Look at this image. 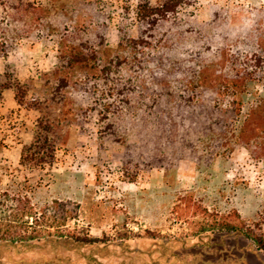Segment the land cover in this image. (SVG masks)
Returning a JSON list of instances; mask_svg holds the SVG:
<instances>
[{
  "label": "rangeland",
  "instance_id": "obj_1",
  "mask_svg": "<svg viewBox=\"0 0 264 264\" xmlns=\"http://www.w3.org/2000/svg\"><path fill=\"white\" fill-rule=\"evenodd\" d=\"M30 1L23 17L0 4V84L52 93L65 54L98 58L50 103L53 163L21 162L47 108L0 91V236L19 219L4 193H21L42 241L0 244V264H264L247 236L220 230L239 217L264 233V65L241 73L264 56V0H187L156 32L139 12L165 0ZM72 233L98 240L53 241Z\"/></svg>",
  "mask_w": 264,
  "mask_h": 264
},
{
  "label": "trees",
  "instance_id": "obj_2",
  "mask_svg": "<svg viewBox=\"0 0 264 264\" xmlns=\"http://www.w3.org/2000/svg\"><path fill=\"white\" fill-rule=\"evenodd\" d=\"M189 3L190 2L187 0H165V2L159 6L143 5L139 12L140 23L143 27L156 32L157 29L162 28L166 23L175 18L181 12V8ZM0 4L8 5L9 13L15 16L19 14L22 17L31 15L38 9V6L30 0H0ZM2 47H4V42L0 41V48ZM97 58V54L88 52H72L69 56L65 54V57H63L66 61V66L64 68L65 74L60 77L59 84L52 93H44V95L35 94L31 98H28V91L21 82H4L0 84V91L14 87L16 89V99L18 103L27 109L47 108V112H45L46 121L40 124L34 142L29 146H25L23 150L21 158L22 164L44 166L54 162L57 150V140L54 137V131L56 126H58L59 117H57L56 114L54 115V111L49 108L50 103H57L55 102L56 95L61 94V91L63 92L61 94V100H68V98H70V83L73 81L72 76L76 67L83 68L88 66V64L95 66ZM263 62L264 56L258 52L248 58H244L241 62V73L255 78V74L258 75L260 73V69L264 65ZM251 66L252 70L250 69ZM110 70V65H105L101 71L109 74V72H111ZM224 101L226 107H230L229 100L224 99ZM4 196L9 205H11L10 208L17 210L19 219L9 218L6 224L7 228L4 230L5 234L0 236V244H7L14 248L21 249L33 248L38 245L39 242L41 243V238L36 235L37 231H39L37 228V225H39V215L31 204L29 196L21 193L11 194L9 192H5ZM255 226L256 227L246 224L238 217L236 222H228L221 225L220 230L240 232L252 240L258 249L264 250L263 226L259 222ZM97 240V238H93L89 235L83 236L75 233L61 234L58 238L53 239L55 244L59 246L62 242L65 244H91ZM21 264L28 263L22 262Z\"/></svg>",
  "mask_w": 264,
  "mask_h": 264
}]
</instances>
